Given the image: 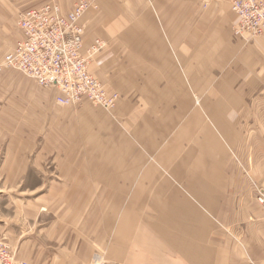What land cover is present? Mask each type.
<instances>
[{
	"label": "crops",
	"instance_id": "obj_1",
	"mask_svg": "<svg viewBox=\"0 0 264 264\" xmlns=\"http://www.w3.org/2000/svg\"><path fill=\"white\" fill-rule=\"evenodd\" d=\"M95 1L99 10L81 21L87 45H104L90 71L120 100L114 117L91 107L62 111L49 103L40 109L42 120L69 124L64 139L78 142L64 145L65 154L56 158V182L30 189L38 196L26 211V217L37 214L23 241L36 247L30 258L40 261L34 264H89L100 249L124 264H231L244 253L236 246L227 252L225 234L215 244L218 253L209 252L208 227L215 223L194 221L186 212L191 204L208 212L210 197L217 203L230 193L231 148L264 191V106H245V100L264 99V91L256 92L264 87V38L247 44L234 37L231 0H165L164 33L145 16L136 28L122 30L114 1ZM183 30L178 50L163 42V34L172 39ZM243 112L249 120L237 131L229 117ZM20 163L24 169L7 172L8 180L29 177L31 162ZM195 196L200 204L183 199ZM244 224L236 243L244 244L253 264H264V219Z\"/></svg>",
	"mask_w": 264,
	"mask_h": 264
},
{
	"label": "rangeland",
	"instance_id": "obj_2",
	"mask_svg": "<svg viewBox=\"0 0 264 264\" xmlns=\"http://www.w3.org/2000/svg\"><path fill=\"white\" fill-rule=\"evenodd\" d=\"M50 1L60 5L65 12H69L80 1H90L93 3L96 9L92 8L89 10L90 12L99 10L95 0H78L71 4L59 3L57 0H32V2L30 0H0V242L9 247L16 259L28 261L31 264H34L36 261L30 258L31 254L35 252L36 247L31 243L25 245L23 241L27 239L25 236L26 232L32 235L30 229L36 223L35 216L37 214L33 213V216L28 213L29 217H26V211H31V204L37 202L38 196L31 195L30 189L42 186L47 188L51 183L56 182L58 179L56 158L65 154L64 145L68 147L78 142V140H75L73 141L74 143H71L64 139L63 128H67L69 124L62 120L56 122L55 117L53 119L50 118V120H42L40 109L42 106L46 107L49 103V108L62 111L73 110L72 108L79 109L80 107L100 109L90 104H84L79 107H61L55 104L52 107L51 99L53 91L39 87L22 73L9 69L4 65L5 56L23 36L18 26L19 15L31 7ZM113 1L112 6L115 7V11L118 13V18H120L119 26L122 30L136 28L140 22V18L143 16L147 17L148 26H152L160 32L162 31V33L168 27V21L164 20L163 17L167 12L166 8L168 6L165 0H161V3L159 2L160 0ZM185 6L184 3L178 5V12H181V16L184 15ZM187 6L192 7V4ZM89 11L86 14L90 13ZM232 17L234 18V14ZM181 22L184 23V19ZM234 37L239 39L235 35ZM185 38L184 30L172 37V39L167 34L162 35L163 42L169 44L173 51L178 50L184 43ZM262 38L264 36L258 39L240 40L246 41L247 44H254L255 41ZM94 41H91L89 44L91 45ZM236 88H239L238 85H236ZM261 90L263 92L264 87L257 89L256 92H260ZM245 101L247 108L250 106L257 108L264 106V99ZM115 110L116 108L112 111H103L114 117ZM210 118L213 119V117ZM229 118L237 124V131L239 130L238 125L248 123L249 120L246 112L237 115L235 118H232V116ZM213 121L215 122L214 119ZM232 121L231 123H233ZM235 134L238 139L240 133L236 132ZM243 134L247 135V132ZM231 149L233 161L231 173L234 176L232 190L230 189V193L225 197H218L217 200L220 201L217 203L212 201L214 200L213 197H210L209 207L212 210L208 212H203L205 210L204 205L203 211L193 205L198 211V213L195 210L193 211L198 215L193 220L208 219L215 223L214 227H208L209 252L214 253V255L218 253L215 244L220 241L221 236L219 235L225 234L226 240L229 238L230 241V244L225 245V250L232 251L233 247L236 246V253H244V256L241 254L240 258L235 255L236 258L231 261V264H253L248 257L249 254L245 253L244 244L236 243V232H243L245 230L244 222L246 220L264 219V211L257 202V196L261 188L258 187L249 174L246 164L239 162L236 147ZM27 160L31 162L29 177H26L27 175L22 173V177L16 180H8L7 172L10 174V171L14 170V168L20 171L22 166L24 169L25 165H22L20 161ZM183 199L186 202L188 199H191L192 203H201V198L197 196L183 197ZM189 203L187 202V204ZM190 213L186 212L187 215H190ZM216 222L225 223L224 225L226 226L220 228ZM219 230L222 233H219ZM29 239H32V237L29 236ZM96 256H100L103 261L112 264H124L107 259L106 254L100 249L94 253L89 264L95 263ZM211 261L213 264L217 263L215 259ZM209 263L211 264V262Z\"/></svg>",
	"mask_w": 264,
	"mask_h": 264
},
{
	"label": "built area",
	"instance_id": "obj_3",
	"mask_svg": "<svg viewBox=\"0 0 264 264\" xmlns=\"http://www.w3.org/2000/svg\"><path fill=\"white\" fill-rule=\"evenodd\" d=\"M94 7L90 1L78 2L69 12L52 1L31 7L19 15L22 39L5 56L4 65L55 92L61 107L90 104L105 111L117 106L120 96L110 91L90 71L96 54L103 49L99 40L87 45L81 21ZM233 32L239 39L264 36V0H231ZM257 202L264 211V191ZM0 264H30L18 260L9 247L0 242ZM94 264H112L100 256Z\"/></svg>",
	"mask_w": 264,
	"mask_h": 264
},
{
	"label": "bare ground",
	"instance_id": "obj_4",
	"mask_svg": "<svg viewBox=\"0 0 264 264\" xmlns=\"http://www.w3.org/2000/svg\"><path fill=\"white\" fill-rule=\"evenodd\" d=\"M192 206V212L195 210L197 213H198V211L194 208V206L193 205H191ZM190 213V218L193 220V219H196L197 217H198V215L195 213V212H193V213Z\"/></svg>",
	"mask_w": 264,
	"mask_h": 264
}]
</instances>
